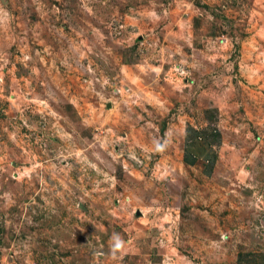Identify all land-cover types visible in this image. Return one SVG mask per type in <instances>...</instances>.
I'll use <instances>...</instances> for the list:
<instances>
[{
  "label": "rangeland",
  "instance_id": "374dc122",
  "mask_svg": "<svg viewBox=\"0 0 264 264\" xmlns=\"http://www.w3.org/2000/svg\"><path fill=\"white\" fill-rule=\"evenodd\" d=\"M0 264H264V0H0Z\"/></svg>",
  "mask_w": 264,
  "mask_h": 264
},
{
  "label": "crops",
  "instance_id": "0c3cea01",
  "mask_svg": "<svg viewBox=\"0 0 264 264\" xmlns=\"http://www.w3.org/2000/svg\"><path fill=\"white\" fill-rule=\"evenodd\" d=\"M216 131L208 132L204 128L190 125L182 132L180 138L181 162L189 168L201 169L203 176L212 175L214 153L219 146ZM216 138L215 141L212 138Z\"/></svg>",
  "mask_w": 264,
  "mask_h": 264
},
{
  "label": "clouds",
  "instance_id": "9594fccd",
  "mask_svg": "<svg viewBox=\"0 0 264 264\" xmlns=\"http://www.w3.org/2000/svg\"><path fill=\"white\" fill-rule=\"evenodd\" d=\"M120 245H117V247H119Z\"/></svg>",
  "mask_w": 264,
  "mask_h": 264
}]
</instances>
